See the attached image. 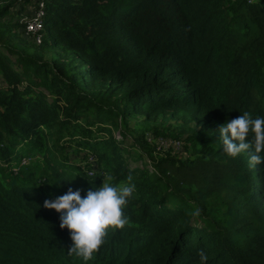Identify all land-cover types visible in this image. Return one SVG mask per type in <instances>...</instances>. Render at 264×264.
<instances>
[{
	"label": "trees",
	"instance_id": "obj_1",
	"mask_svg": "<svg viewBox=\"0 0 264 264\" xmlns=\"http://www.w3.org/2000/svg\"><path fill=\"white\" fill-rule=\"evenodd\" d=\"M36 2L0 0V264H85L43 202L102 173L136 193L86 264H264V163L218 132L264 117V0H46L40 44Z\"/></svg>",
	"mask_w": 264,
	"mask_h": 264
},
{
	"label": "clouds",
	"instance_id": "obj_2",
	"mask_svg": "<svg viewBox=\"0 0 264 264\" xmlns=\"http://www.w3.org/2000/svg\"><path fill=\"white\" fill-rule=\"evenodd\" d=\"M218 132L227 156L236 158L248 153V166L251 169L264 163V117L253 118L250 112L245 111L235 119L226 120ZM101 175L103 183L98 187L93 185L95 191L90 188L85 197L81 196L79 189L74 191L69 187L65 194L43 202L44 208L60 213L59 227L67 228L70 232L73 243L67 251L68 256L82 258L85 264L94 259L100 247L107 243L106 230L130 226L126 209L136 193L131 175L128 183L120 184L111 183L107 173ZM56 184L59 186L60 182ZM192 215L199 216L200 209H195ZM198 255L201 264H207L208 255L203 249L198 251Z\"/></svg>",
	"mask_w": 264,
	"mask_h": 264
},
{
	"label": "built area",
	"instance_id": "obj_3",
	"mask_svg": "<svg viewBox=\"0 0 264 264\" xmlns=\"http://www.w3.org/2000/svg\"><path fill=\"white\" fill-rule=\"evenodd\" d=\"M45 18L46 0H37L33 13L21 19L25 25L26 34L32 36L38 44L44 39Z\"/></svg>",
	"mask_w": 264,
	"mask_h": 264
},
{
	"label": "rangeland",
	"instance_id": "obj_4",
	"mask_svg": "<svg viewBox=\"0 0 264 264\" xmlns=\"http://www.w3.org/2000/svg\"><path fill=\"white\" fill-rule=\"evenodd\" d=\"M27 11H28V13L29 12L33 13L34 8H32V6L29 7V9L27 8V10H25V12H23V14L25 13V15H29L30 13L29 14L26 13ZM15 58H16V55H12V59L15 60ZM3 84H4V82H3L2 78L0 77V86L3 85ZM147 135H148V139L152 143L157 142L158 144H161L162 146L163 145H167L168 147H173V148L175 147L176 148L175 151H178L180 149L178 147V141H171L168 138H165V137H162V136H160V138L157 139V137H153L152 136V133H148ZM115 136H116L117 139H122L120 131H116L115 132ZM131 144H133V139L130 136H128V138L125 140V146H128V148H130V147H132ZM157 149H159V148H157ZM82 152H85V151H82ZM135 164H137V163H132V166L135 165ZM139 166H142V163H139ZM149 168H150V171L153 170V168L151 166ZM51 186H55V183L51 184Z\"/></svg>",
	"mask_w": 264,
	"mask_h": 264
}]
</instances>
